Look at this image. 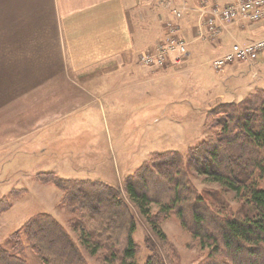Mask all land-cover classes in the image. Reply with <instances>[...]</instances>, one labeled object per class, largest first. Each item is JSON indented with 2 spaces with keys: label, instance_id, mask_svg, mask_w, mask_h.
I'll return each instance as SVG.
<instances>
[{
  "label": "rangeland",
  "instance_id": "obj_1",
  "mask_svg": "<svg viewBox=\"0 0 264 264\" xmlns=\"http://www.w3.org/2000/svg\"><path fill=\"white\" fill-rule=\"evenodd\" d=\"M159 1L162 2V0ZM184 4L187 5L184 11V15H186L190 6L187 2ZM181 5L183 4L181 3ZM210 12L211 9L207 14H210ZM170 24H176V20L170 19L167 22L168 28ZM222 24L218 35L234 26L223 27ZM206 26L205 21L201 28L205 30ZM181 30L185 37L183 25H181ZM165 35L159 38V43L165 38ZM186 41L189 45V53L183 64L176 65L172 59H168L162 67H149L155 72L157 69H164L169 63L177 67L184 66L190 56V42L187 38ZM236 43L241 42H235L232 45ZM213 59L210 62H194L193 64H199L201 67L195 69V71L182 74L180 77H174L175 79L172 82L174 84H186V87L189 86L187 87V92H189L199 84L198 80L203 78L199 70L215 77L218 75L216 72H221L226 66L233 64L227 63L218 68L213 65ZM258 59H260L259 64H256ZM139 62L146 66L140 58ZM246 64L254 67L248 69V77L244 81L243 91L240 95L234 98L230 95L231 97L227 100L218 99L208 102L209 99H214L218 94L214 91V94L208 98L205 97L206 88L203 86L205 90H201L203 97L201 99V114L199 115L195 114L194 109H192L199 100L192 95L186 96L185 100L180 99V101H177V99H162L156 94L122 92L120 96L119 94L115 95L116 99L114 95L98 94L105 103V109H99V113H97V109L96 111L92 109L91 116L72 119L73 117L86 115L88 113L87 106L76 108V110L69 109L70 107L66 104L71 94L59 90L57 94L58 125L56 131L60 150H57V156L53 154L54 157H36L31 153H25V150H19L12 145V140L9 141L13 137L11 135L17 137V135L22 134L23 129H34L36 121L51 114L52 109L43 108L42 104L39 105L41 95L45 94L14 92L12 94L16 97L8 103L6 101L5 108L2 107L3 101L0 99V118L5 121H0V203H5L4 199L6 197L11 202L10 207L0 214V244L4 248L13 250L11 235L17 231L21 232L25 222L32 216L39 213H49L65 224L75 240L79 242L87 264H119V262L105 261L102 255L106 252L104 249H100L97 255H93L80 242L78 231L72 226V219L77 214L69 212L63 205V191L55 186L53 182H44L38 177L40 173L52 172L64 179L100 180L117 187L121 191L136 219L137 227L133 236L138 245L137 264H146L149 256L153 255L155 256L153 258L155 264H209L211 262V258H209L211 249L200 246L192 233L183 226L177 215L172 214L161 220V228L165 235L164 239L154 231L151 223L141 214L136 204L127 194L125 179L134 174L154 153L172 150L187 155L191 147L199 145L205 137L217 131V128L209 127V116L212 118L211 112L219 103L242 100L248 95L250 90L246 89L249 86L255 87V85L260 84L258 86L264 88V51L257 60ZM254 71L257 74L254 75L255 77L252 75ZM165 80L157 79L156 83L153 82L158 86ZM66 83H69L67 77H58V88ZM29 85H32V83H28ZM216 91L219 94L221 93L219 90ZM226 93L231 94L230 92ZM94 95L98 100L97 94ZM83 119L87 121L85 124H83ZM76 120H80L78 126H75V123H79L75 122ZM12 123L14 124V132L10 133L9 137V134H5L4 131L1 132V129L5 126L6 131V126H10ZM19 128L20 131H18ZM56 131L51 129L50 136L51 132L54 135ZM29 134L26 135L27 138L31 137V134ZM76 138H80V140H74ZM71 140H74L77 144L72 145L69 142ZM5 141L10 142V151L5 150ZM84 152H88L89 155L80 156L85 154ZM71 160L75 162L73 165L69 164ZM87 162H91L92 165L86 164ZM191 179L197 190L200 193L202 192L207 200L212 199L208 195L210 192L217 198L220 196L227 203L230 214L242 216L250 210L249 204L241 196L234 191H226L220 183L214 182L206 175L192 171ZM258 183L264 188V177L259 179ZM159 207V205L153 204V212L156 213ZM22 241L25 246L23 256L28 263L43 264L40 257L30 248L23 234Z\"/></svg>",
  "mask_w": 264,
  "mask_h": 264
},
{
  "label": "crops",
  "instance_id": "obj_2",
  "mask_svg": "<svg viewBox=\"0 0 264 264\" xmlns=\"http://www.w3.org/2000/svg\"><path fill=\"white\" fill-rule=\"evenodd\" d=\"M183 2L190 6L181 21L183 33L190 42L189 59L184 66L169 63L164 69L154 72L149 66L140 64L139 58L157 45L159 38L168 31L167 22L174 20L159 0H0L2 107L5 108V102L16 97L12 94L14 92H39L45 94L41 95L39 105L53 110L49 116L36 121L34 129H23L17 137L11 135L13 137L9 141L12 140V145L36 157L57 156V150H60L56 131L59 90L71 94L66 104L69 109L87 106L86 115L72 119L91 116L92 109H97V113L99 109H105V103L98 94L114 95L115 98L122 92H135L177 101L192 95L199 100L192 108L198 115L202 108L201 90L205 88L207 98L214 91L218 94L216 99L208 102L240 95L248 77L247 71L253 65L236 62L216 72L218 75L215 77L199 70L203 78L189 92L186 84H174L172 81L174 77L201 67L194 62H210L228 51L235 42L247 43L262 38L264 19L231 26L218 36H201L199 30L203 29L201 26L206 21L207 12L216 5H222L223 1L177 0L178 4ZM256 71L253 77L257 75ZM59 76L67 77L69 83L58 88ZM157 79L166 80L157 86L154 84ZM28 83L32 85L28 86ZM258 85L249 86L246 90L251 93L262 88ZM75 122H79L75 126L80 124V120ZM85 122L83 119V124ZM3 127L1 132L10 137L14 124L6 126V131ZM51 129L56 133L52 135L51 132L50 136ZM29 133L31 137L27 138ZM74 140L79 141L80 138ZM74 140L69 142L76 145ZM9 141H5L6 151H10ZM84 153L80 156L89 155ZM74 163V160L69 162L70 165ZM86 164L92 165L91 162Z\"/></svg>",
  "mask_w": 264,
  "mask_h": 264
},
{
  "label": "trees",
  "instance_id": "obj_3",
  "mask_svg": "<svg viewBox=\"0 0 264 264\" xmlns=\"http://www.w3.org/2000/svg\"><path fill=\"white\" fill-rule=\"evenodd\" d=\"M211 116L209 127L217 131L187 155L172 150L154 153L126 177L125 190L163 239L161 220L177 215L199 245L211 249L209 264H264V188L258 183L264 177V89L240 101L219 103ZM192 171L234 191L250 210L242 216L230 214L227 203L212 192L208 195L213 200H207L193 183ZM38 177L63 191V205L77 214L72 226L91 254L104 249L107 262L137 264L136 219L117 187L100 180L64 179L52 172ZM4 200L0 214L11 205L7 197ZM153 204L160 206L156 213ZM22 234L43 264H87L79 242L49 213L32 216L21 232L11 235L13 250L0 244V264H29ZM154 257L146 264H155Z\"/></svg>",
  "mask_w": 264,
  "mask_h": 264
},
{
  "label": "built area",
  "instance_id": "obj_4",
  "mask_svg": "<svg viewBox=\"0 0 264 264\" xmlns=\"http://www.w3.org/2000/svg\"><path fill=\"white\" fill-rule=\"evenodd\" d=\"M222 5L211 8L206 19L207 26L201 29V36H217L220 26L243 25L248 22H257L264 19V0H222ZM163 5L176 20V24H170L165 38L158 42L156 47L143 53L141 62L146 66L162 67L166 60L172 59L176 65L186 61L189 53V45L182 34L181 21L187 5L178 4L177 0H162ZM222 22V23H221ZM264 51V38L248 42L236 43L231 49L215 57L213 65L221 67L227 63L241 62L252 63Z\"/></svg>",
  "mask_w": 264,
  "mask_h": 264
}]
</instances>
